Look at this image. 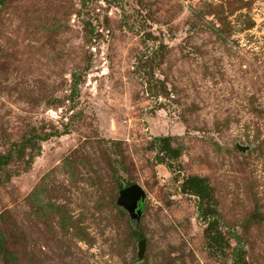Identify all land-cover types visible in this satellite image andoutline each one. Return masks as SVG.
<instances>
[{
	"label": "rangeland",
	"instance_id": "374dc122",
	"mask_svg": "<svg viewBox=\"0 0 264 264\" xmlns=\"http://www.w3.org/2000/svg\"><path fill=\"white\" fill-rule=\"evenodd\" d=\"M11 154L0 229L21 264H235L240 245L264 264V0H0ZM132 185L139 214L119 203Z\"/></svg>",
	"mask_w": 264,
	"mask_h": 264
},
{
	"label": "trees",
	"instance_id": "16d2710c",
	"mask_svg": "<svg viewBox=\"0 0 264 264\" xmlns=\"http://www.w3.org/2000/svg\"><path fill=\"white\" fill-rule=\"evenodd\" d=\"M252 26H249V28ZM220 39L223 38L220 32H216ZM75 85L73 87V95L78 94V83L80 82L79 79H76V75H74ZM43 141H47L48 137L42 138ZM30 141V140H29ZM173 141L171 137H158L154 139V143L157 145V149L160 153L166 155L170 159H174L177 156V150L173 149L170 143ZM14 155L11 154L9 156H2L0 155V169L5 170V168L13 161ZM161 165L166 166L170 171L173 170V164L162 161ZM5 179H9L8 177ZM5 179L0 178V182L5 181ZM133 186V185H132ZM183 190L185 193H190L198 198V209L200 217L206 221L208 224L207 232L212 236V240H216L217 235V224L219 222V218L217 214L214 213L212 210V189L209 186L205 179L199 177H189L183 184ZM33 197V196H32ZM58 210V208H57ZM255 216L260 217V212L256 211ZM252 220V218H250ZM139 239H143L142 236H138ZM236 240H240L239 237L236 236ZM7 237L5 233L0 229V259L5 262V264H21V259L19 256L15 255L10 247H6ZM213 243V242H212ZM241 245L239 248H236L234 252V262L235 264H249L245 261L242 257H240L242 253Z\"/></svg>",
	"mask_w": 264,
	"mask_h": 264
},
{
	"label": "water",
	"instance_id": "95a60500",
	"mask_svg": "<svg viewBox=\"0 0 264 264\" xmlns=\"http://www.w3.org/2000/svg\"><path fill=\"white\" fill-rule=\"evenodd\" d=\"M145 200V193L138 185H133L125 188L120 193L119 203L129 209L131 212L137 214L141 211V205ZM146 241H140L139 247L142 253L145 252Z\"/></svg>",
	"mask_w": 264,
	"mask_h": 264
}]
</instances>
